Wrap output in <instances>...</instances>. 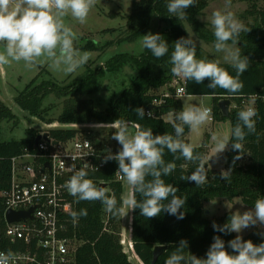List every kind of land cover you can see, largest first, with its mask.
Listing matches in <instances>:
<instances>
[{"label":"trees","instance_id":"trees-1","mask_svg":"<svg viewBox=\"0 0 264 264\" xmlns=\"http://www.w3.org/2000/svg\"><path fill=\"white\" fill-rule=\"evenodd\" d=\"M234 1V0H233ZM248 4L243 13L246 21L244 25L250 29L249 32H242L239 37L238 47L242 55L249 57L250 66L240 76L244 88L239 95H229L222 89H209L205 80L203 84L194 81L177 79L171 73L172 65L169 63L174 42L180 37L187 38L185 23L187 22L197 38L204 42H214L213 33L207 28L199 17L209 5L208 0H197L196 6L187 9L184 19L169 17L167 11L168 0H134L132 12L127 15L126 28L116 43L135 42L142 40L143 35L148 32L160 33L169 43V53L160 59L155 58L150 50L144 49L139 55L122 53L111 58L103 67L88 69V72L81 79L58 83L53 80H40V74L35 77L26 87L14 97L15 103L23 110L28 111L32 116L42 117V106L44 99L54 94L58 98L69 97L65 102L62 113L57 118L63 124H97L110 123L115 119H124L145 128H152L154 134L173 133L172 120H166L164 115L180 111L184 106L180 98L174 93L179 84H184L186 94L189 95H210L215 102L212 108L213 121L223 122L229 120L231 127L237 123V112L248 105H251L258 112L256 120V132L246 137L243 142L244 148L241 153L243 157L235 162L233 158L238 153L231 150L226 152V168L232 167L229 180L220 179V171L206 168L207 182L200 187L194 183L180 180L182 175L191 174L196 165L184 161L175 160L176 170L170 175L163 177L167 183H172L178 188L177 196L186 199L185 218L178 220L175 216L162 213L160 216L145 219L140 215V210L132 212V231L130 248L134 249L136 255L143 264H151L153 260V249L157 245H166L167 250L161 254L156 264H164L167 257L176 249L181 239L189 242V251L192 254L203 257L212 243L214 235H221L226 242L236 235H224L214 232L212 222L224 224L230 214L226 212L218 218H207L204 214V203L215 198H227L233 200L241 197L243 202L251 206L254 201L264 196V4L260 0H236ZM118 13H111L115 16ZM155 25H163V29L152 31ZM103 32H116V29H108ZM112 43V42H110ZM109 44V43H108ZM84 48L98 50L100 47L93 42H88ZM197 59H209L201 46L196 48ZM232 75H236L235 69L226 63H221ZM126 67H131L136 75L129 87L125 88L119 96L114 98L106 110L96 108L92 99L85 96L96 93L103 79L107 74L116 73ZM177 79V84L170 83ZM167 84L165 93L152 92L155 88ZM167 93L169 95H167ZM223 99H230L231 107L229 116H224L219 102ZM161 102V103H160ZM156 104L157 108L150 110L152 117L145 116L143 120L137 118L133 109L143 107L146 112L148 107ZM15 115L12 110L0 101V124L4 120H13ZM51 123V120L49 121ZM50 137L55 141L66 140L79 132L76 128H54L50 129ZM189 130L185 128L184 139L188 138ZM27 138L21 140H4L0 128V249H10L21 246L26 248L23 242L15 244L5 237V205L1 192L7 189L11 180V159L22 154L26 148H32L36 137V131H28ZM197 152L203 153L204 162L208 153V145L203 142ZM164 159L166 162L173 161L174 157L165 150ZM118 163L109 161L107 168L94 176L92 180L97 186L101 181L108 182L114 191L118 202L123 194V184L114 182V172ZM110 195V193H108ZM73 211L87 210V216L80 217L74 222L71 213L66 214L68 230L64 236L74 238L81 244L77 248L76 264H132L121 243L119 230L120 217H114L105 212L99 202H88L73 200ZM244 239H251L254 243H260L262 238L256 233H250ZM187 249L184 254L190 253ZM231 251V249H229Z\"/></svg>","mask_w":264,"mask_h":264},{"label":"clouds","instance_id":"clouds-1","mask_svg":"<svg viewBox=\"0 0 264 264\" xmlns=\"http://www.w3.org/2000/svg\"><path fill=\"white\" fill-rule=\"evenodd\" d=\"M96 4L97 0H0V66L22 61L32 69L41 61H47L54 72L65 75L76 73L88 63L91 55L86 51L81 53L75 47L76 33L66 20L71 18L81 25L85 24ZM196 4L197 0H168L169 17L184 19L186 10ZM230 7L231 0H225L224 9L214 10L206 20L213 29L215 51L223 54V62L235 69V76L221 66L220 59H197V42L190 35L174 42L169 63L174 76L197 84L208 80L209 89L219 88L235 96L242 93L244 84L240 76L250 66L249 57L242 55L238 47L239 37L250 29L229 10ZM162 37L160 33L148 32L141 41L142 47L150 50L157 59L169 53V43ZM133 111L140 120L145 116L152 117V112H146L143 107H136ZM257 115L254 107L242 108L237 112V123L228 133H213L211 141L215 156L219 157L229 150L230 145L231 150L238 153L233 158L234 167L235 162L243 157L241 153L246 137L256 132ZM211 118V108L191 104L173 115V133L154 134L152 128L139 124L133 131L131 122L119 118L110 123L94 124L92 127L97 129H113L111 139L120 148L116 152L105 149L102 163H118L116 173L126 182L128 191L118 202L114 195L108 194V188L97 186L87 178V164L74 170L64 188L77 202H99L105 212L114 217L123 218L139 209L145 219L167 213L182 220L185 212L181 209L185 207L187 197L177 196L178 188L167 183L163 177L176 170L175 160L183 159L196 167L191 174L182 175L180 180L194 183L197 187L207 182L204 155L197 152L202 145L186 142L184 135L185 128L189 133L198 132ZM165 150L172 154L173 161H165ZM231 171L232 167L222 169L220 179L229 180ZM71 216L76 222L80 217L87 216V210L73 211ZM212 228L216 233L236 235L227 242L221 235H214L203 257L192 254L188 250V240L181 239L164 264H264V232L260 231L264 229V196L258 197L250 208L231 211L222 225L213 221ZM250 228L256 229V234L262 236L260 243L243 238V232ZM185 249L190 253L187 256ZM14 260L11 251L0 252V264H14Z\"/></svg>","mask_w":264,"mask_h":264},{"label":"rangeland","instance_id":"rangeland-1","mask_svg":"<svg viewBox=\"0 0 264 264\" xmlns=\"http://www.w3.org/2000/svg\"><path fill=\"white\" fill-rule=\"evenodd\" d=\"M209 5L204 11L203 15L199 19L206 24L207 28L213 33V29L206 18L211 15L214 10H223L225 6V0H208ZM134 0H97L95 8L90 12L88 20L85 24L81 25L78 22L68 18L66 23L73 28L76 33L75 47L81 52H89L91 55L88 63L76 73L67 74L61 72H54L49 67L47 61H41L37 67L29 69L25 66L24 62H12L6 66H0V101H3L15 115L13 120H4L0 124L2 139L4 140H21L27 138L28 131L33 130L38 134L41 132L49 131L51 127L49 124H54L56 127L67 128L77 127L79 132L77 136L86 137L96 142L100 140L102 148H110L113 152L119 150L120 145L113 139H111L113 129L110 127L94 128V124H63L57 120L62 113L65 102L69 97L58 98L54 94L47 96L43 101L41 109L42 117L32 116L28 111L21 109L14 101V97L18 92L23 90L27 84H29L35 77L40 74V80H53L58 83H68L78 79H81L88 72V69H97L103 67L111 58L118 54L127 53L139 55L143 52L144 48L141 45L142 40L135 42H124L117 44L116 41L122 36V31L126 28L127 15L132 12ZM260 5L264 4V0L259 1ZM248 8V4L245 2H239L231 0V10L235 16L245 23L251 21L250 19H244L243 13ZM111 13H118L115 16H111ZM185 27L188 35L191 36L197 42V45L201 46L204 52L213 59L222 60V53H217L214 49V42H204L197 38L193 32L191 26L186 22ZM163 25H155L152 31L163 29ZM108 29H116V32H103ZM88 42H93L96 46L100 47L98 50H89L84 48ZM112 42V43H110ZM109 43V44H108ZM136 72L131 67H126L116 73L107 74L103 79L99 90L92 94L85 96V98L92 99L96 108L99 110H106L111 101L120 95V93L130 86L133 77ZM178 79V77H177ZM177 79L172 80L170 83L177 84ZM182 81L185 79L179 78ZM167 84L155 88L152 92L165 93ZM183 106L191 104H203L206 107L213 108L214 98L210 95H189L180 98ZM233 107V105H232ZM166 120L171 121L173 115H164ZM51 120V123L49 121ZM67 125V126H66ZM215 128V130H214ZM231 128L230 121H223L222 123H215L209 120L207 124L201 127L198 132L189 133L188 138L191 143L201 145L203 142L207 145L213 146L212 160L215 169L218 171L227 170L226 168V155L225 153L216 157L215 148L211 141V134L228 133ZM134 131V127L132 126ZM214 130V132H213ZM211 133V134H210ZM128 185L125 182V190L122 197L127 193ZM251 206L246 205L241 197H236L233 200L227 198H215L209 202L204 203V214L207 218H218L224 215L226 212L245 210ZM131 212L125 217H120L119 230L121 234V243L124 251L127 253L129 261L132 264H143L136 255L134 249L130 248V227H131ZM260 231H264L261 229ZM256 233V229H247L243 232V237L248 236L250 233Z\"/></svg>","mask_w":264,"mask_h":264},{"label":"built area","instance_id":"built-area-1","mask_svg":"<svg viewBox=\"0 0 264 264\" xmlns=\"http://www.w3.org/2000/svg\"><path fill=\"white\" fill-rule=\"evenodd\" d=\"M186 95L184 84H179L174 96L181 98ZM49 127L61 128L54 124H49ZM46 132L49 131L39 135L43 136ZM36 139L32 148H26L22 154L11 159L10 185L1 192L5 205V237L12 244L23 242L27 247L0 249V252L11 251L15 257L14 264H76L77 248L81 242L64 236L70 220L66 214L73 211L75 197L67 192L64 184L74 170L85 164L88 165L87 178L94 180L96 174L107 168L108 162L102 163L107 147L102 148L100 140L94 142L77 135L60 141L51 137L50 141L41 138L38 144ZM117 168L113 181L123 184L124 194L125 181L116 173ZM101 183L107 184L106 188L113 196L111 185L104 181ZM31 209H34L31 218L11 223L6 219L9 211L16 213Z\"/></svg>","mask_w":264,"mask_h":264},{"label":"water","instance_id":"water-1","mask_svg":"<svg viewBox=\"0 0 264 264\" xmlns=\"http://www.w3.org/2000/svg\"><path fill=\"white\" fill-rule=\"evenodd\" d=\"M219 107L223 113L224 116H229V112L230 109L232 107V101L230 99H223L219 102ZM157 108L156 105L152 104L148 107L149 110L155 109ZM41 138H44L46 141H50V133L46 132L43 136H38L36 139V144H38V142L40 141ZM99 142V141H97ZM205 167L208 168V163L205 161ZM99 186L102 187H107L106 183H100ZM34 209H31L29 211H25V212H7L6 213V219L9 223L11 222H16V221H20V220H24L27 218H31V213ZM264 232V231H261ZM260 237L262 238V236L260 235ZM167 250V246L166 245H157L154 247L153 249V260L151 264H156L159 256L161 254H163L165 251Z\"/></svg>","mask_w":264,"mask_h":264},{"label":"crops","instance_id":"crops-1","mask_svg":"<svg viewBox=\"0 0 264 264\" xmlns=\"http://www.w3.org/2000/svg\"><path fill=\"white\" fill-rule=\"evenodd\" d=\"M186 96H188V95H186ZM184 97V96H183ZM182 98V97H181ZM3 102V101H2ZM172 115V114H171ZM213 117V116H212ZM164 118H165V116H164ZM227 121H229V120H227ZM212 122H215V121H213L212 120ZM215 123H222V122H215ZM230 124H231V122H230ZM134 127V129H135V126H133ZM214 130H215V128H214ZM214 130H213V132H214ZM211 134V133H210ZM189 135V134H188ZM212 135V134H211ZM189 141H190V139H189ZM190 143H191V141H190ZM230 146V145H229ZM228 151V150H227ZM227 151H225L224 153H225V155H226V152ZM212 152H213V146L211 145V144H209L208 145V153H207V156H206V162L208 163V168H210V169H214V170H217V169H215L214 167H212V165H213V160H212ZM130 218H131V227H130V237H131V231H132V212H131V214H130ZM131 241H132V239H131Z\"/></svg>","mask_w":264,"mask_h":264}]
</instances>
